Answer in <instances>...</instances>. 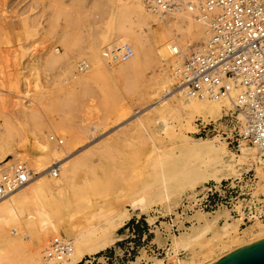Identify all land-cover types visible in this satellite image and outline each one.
<instances>
[{
	"label": "bare ground",
	"instance_id": "bare-ground-1",
	"mask_svg": "<svg viewBox=\"0 0 264 264\" xmlns=\"http://www.w3.org/2000/svg\"><path fill=\"white\" fill-rule=\"evenodd\" d=\"M124 1L128 3L123 4ZM103 3L105 10L112 8L111 20L104 25L105 30L91 31L88 37L66 36L62 41V54L50 44L48 57L40 61L39 69L40 72L48 71L69 61V70L76 68L73 82L83 83L85 94H89L95 82H111L125 74L138 80L142 78V68L146 64L151 66L152 71L148 78H142V82L147 98L156 105L133 121L128 139H137L143 156L150 157L156 167L157 170L153 168L152 184L143 194L123 199L118 206L110 205L99 223L87 226L73 215H62L60 209L68 210L69 205L88 190L89 185L85 183L74 187L75 176L83 164L100 161L106 155L108 149L101 146L102 142L70 152L71 145L77 142L75 133L64 136V145L52 129L42 130L38 127L40 123L35 122L32 152L24 153L21 159L19 147L5 153V149L10 148L11 135L1 130L4 145L0 149L5 154L0 156V178L10 156H14L15 163H25L30 169L28 160L35 176L0 199V264H79L86 256L98 255L119 242L121 236L117 232L133 214L137 217L145 215L152 225L156 218L149 215L150 208L159 206L164 215L171 214L177 208L172 209L174 200L187 191L209 182L241 181L242 174L252 170L258 179L252 195L257 200L264 197V152L244 146L236 155L229 152L219 138L194 139L181 134L199 118L219 121L224 112L232 111L231 101L211 102L186 99L182 95H164L170 85L169 69L175 60L173 49L187 53L207 40V33L195 15L180 10L166 19L152 18L146 10V0H104ZM81 42L86 44L85 59L74 64L71 56ZM126 46L132 47L128 58L123 54ZM154 69L160 73H154ZM64 83L66 79L57 80L58 96L52 97L47 107L74 115L82 97L63 86ZM104 87L108 88V85ZM126 90L133 92L134 88L128 84ZM128 113L124 108L123 115ZM22 114L27 120L35 116L28 108ZM94 130L96 127L89 129L90 137H94ZM83 157L90 162L84 161ZM250 160L257 161L254 169ZM25 208L30 212L22 220L20 217ZM193 218L198 222L187 232L169 238L172 243L166 255L169 260H174V264H204L197 256L188 261L181 260L180 252L200 248L201 255L209 257L222 251L221 257H224L264 239V225L258 222L240 230L242 219H233L220 211L212 215L196 212ZM8 221L13 225H8ZM52 237L62 238L71 246L70 252L60 261L43 258V251ZM164 240L157 231L153 242L162 244ZM152 261L153 264H164L161 259Z\"/></svg>",
	"mask_w": 264,
	"mask_h": 264
},
{
	"label": "rangeland",
	"instance_id": "rangeland-1",
	"mask_svg": "<svg viewBox=\"0 0 264 264\" xmlns=\"http://www.w3.org/2000/svg\"><path fill=\"white\" fill-rule=\"evenodd\" d=\"M103 1L0 0V148L4 145L1 137L3 130L11 135L8 141L10 148L5 149V153L19 147L17 150L22 155L21 159L24 153L30 154L35 143L32 134L35 122L40 123L38 127L42 130L52 129L56 137L63 140L64 145V136H72V133H75L77 142L71 145L70 152L82 150L90 143L102 142L101 146L108 149L106 155L100 161L92 160L91 163L83 164L75 176L74 187L85 183L89 185L88 190L82 192L79 198L69 205L68 210L60 209L62 215H73L87 226L99 223L110 205L118 206L123 199L147 191L154 178L153 168L156 169L150 157L143 156L141 143L137 139H128L133 121L156 105L153 100L147 98L142 82V78H148L149 72L152 71L149 64L142 68L141 79L137 80L133 75L125 74L111 82H95L94 89L89 94H85L83 83L73 82L72 76H76V68L70 71L69 61L59 63L48 71L44 69L40 72L39 69L40 61L48 57L50 44H54L62 54V41L66 36L88 37L91 31L105 30L104 25L109 24L111 20L112 8L105 10ZM117 30L115 32H118ZM129 47L132 50V47ZM85 48V42L77 46L71 56L72 63L85 59ZM154 73L160 72L154 69ZM63 79H66L63 86L69 87L82 97V103L74 115L47 107L48 101L58 96L57 80ZM128 84L133 86V92L126 90ZM105 85H108V88H105ZM26 108L29 113L35 115L30 120L22 114ZM124 108L129 112L126 116L123 115ZM94 127L95 135L90 137L89 129ZM176 132L180 133L177 130ZM181 134L186 136L185 133ZM221 142L226 145L224 141ZM226 149L238 154V151L230 146H226ZM5 153L0 149V156ZM13 157H8L6 161ZM82 159L90 162L84 157ZM26 161L32 169L29 161ZM255 161H249L253 169L257 162ZM32 171L34 172L33 169ZM241 178V181H228L229 184L233 182L231 186L236 187L237 191L236 195L231 196L232 199L238 198L237 201L234 200L235 204L238 202L234 213L230 214L228 210L220 212L233 219H242L240 230L254 222L264 225V197L261 196L257 200L252 195L258 181L254 170L242 174ZM203 185L206 184L198 188ZM179 199L174 200L172 209L177 207ZM159 211L164 213L161 207L154 206L150 208L149 215L155 218ZM29 212V208L23 209L20 218L24 220ZM244 215L246 219L252 216L254 218L248 222L244 220ZM258 215L262 219H259ZM221 223L222 221L219 222ZM149 224L151 222L145 215L137 217L133 214L130 221L117 232V235L121 236L119 242L98 255L86 256L79 264H153V259H161L164 264H174V260H169L166 255L171 240L162 235L166 241L162 244L154 243L156 229L152 226L154 233H149ZM8 225L13 224L8 221ZM155 225L158 226V223ZM60 235L64 236L62 233ZM47 238L48 236L43 240L42 247ZM156 248L161 251L157 253ZM200 250L197 248L195 251L180 252L179 258L188 261L197 256L202 263L210 264L222 258L221 255L224 254L218 251L207 257L208 255H201Z\"/></svg>",
	"mask_w": 264,
	"mask_h": 264
},
{
	"label": "built area",
	"instance_id": "built-area-1",
	"mask_svg": "<svg viewBox=\"0 0 264 264\" xmlns=\"http://www.w3.org/2000/svg\"><path fill=\"white\" fill-rule=\"evenodd\" d=\"M146 10L150 17L164 19L180 10L191 12L207 33L205 43L187 53L173 49L175 60L164 95L232 103V111L224 112L219 121L199 118L184 130L185 134L194 139L219 138L236 151L245 146L264 152V0H146ZM123 54L130 57L131 48L126 46ZM5 165L6 171L0 178V199L35 176L25 163H15L13 158ZM232 183H207L182 194L171 214L157 212L155 222L149 224V233H154L153 226L156 232L161 231V236L170 238L195 225L191 217L196 212L234 213L238 205L234 200L238 198L231 197L237 194ZM239 207L241 211L242 204ZM245 211L246 207L242 213ZM252 218L246 219L244 215L248 222ZM70 250L66 240L52 237L43 258L60 261Z\"/></svg>",
	"mask_w": 264,
	"mask_h": 264
},
{
	"label": "water",
	"instance_id": "water-1",
	"mask_svg": "<svg viewBox=\"0 0 264 264\" xmlns=\"http://www.w3.org/2000/svg\"><path fill=\"white\" fill-rule=\"evenodd\" d=\"M210 264H264V239L238 249Z\"/></svg>",
	"mask_w": 264,
	"mask_h": 264
}]
</instances>
